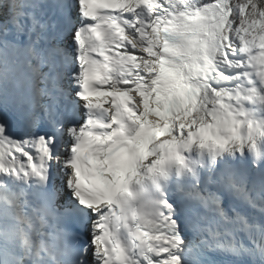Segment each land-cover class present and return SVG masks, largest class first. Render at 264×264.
Wrapping results in <instances>:
<instances>
[{
  "label": "snow or ice",
  "instance_id": "obj_1",
  "mask_svg": "<svg viewBox=\"0 0 264 264\" xmlns=\"http://www.w3.org/2000/svg\"><path fill=\"white\" fill-rule=\"evenodd\" d=\"M0 264H264V0H0Z\"/></svg>",
  "mask_w": 264,
  "mask_h": 264
}]
</instances>
